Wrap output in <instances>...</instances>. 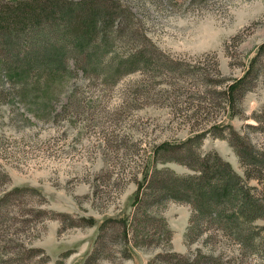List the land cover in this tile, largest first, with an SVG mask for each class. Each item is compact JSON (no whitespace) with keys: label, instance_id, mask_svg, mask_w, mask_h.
Listing matches in <instances>:
<instances>
[{"label":"rangeland","instance_id":"374dc122","mask_svg":"<svg viewBox=\"0 0 264 264\" xmlns=\"http://www.w3.org/2000/svg\"><path fill=\"white\" fill-rule=\"evenodd\" d=\"M120 1L126 13L97 51L69 33L0 24V264H147L162 251L263 264L264 217L254 221L255 238L240 243L233 229L163 190L145 196V234L157 238L150 223L158 215L172 228L169 242L133 246L127 257L111 236L96 241L107 216L133 209L134 191L154 167L199 173L185 162L201 166L217 153L264 203V54L258 76L235 99L228 92L264 42V0ZM120 59L130 64L119 68ZM38 60L65 68L36 69ZM198 132L205 134L172 152L185 162H155L161 142ZM243 146L261 159L255 176L247 177Z\"/></svg>","mask_w":264,"mask_h":264},{"label":"trees","instance_id":"16d2710c","mask_svg":"<svg viewBox=\"0 0 264 264\" xmlns=\"http://www.w3.org/2000/svg\"><path fill=\"white\" fill-rule=\"evenodd\" d=\"M125 13V6L120 0L0 1V24H3L5 28L8 26L9 29L15 27L14 32L16 33L20 31H25L24 33L31 32L33 26L38 31L51 29L50 34L47 33V37H51V35L61 36L69 33L70 38L76 36L83 39L95 51L99 50H96L97 47L103 44L107 45L105 44L106 40H104L106 31L112 30L110 36L114 35L115 21L123 14L125 15ZM20 18H24L27 22L32 21L33 24L29 26V24L20 25V23L15 22ZM61 26L65 28H60ZM104 47L108 48V46ZM263 54L264 42L258 47L254 56L250 59L248 66L245 65L243 76L235 79L228 87V92L233 95L234 99L237 92L245 88L243 84L248 81V77L258 76L257 63ZM34 63L37 64L35 66L36 69L43 71L60 69V63L56 64V66H50L47 60H38ZM129 64L124 59H120L118 62L119 68L125 67V65L128 66ZM23 65L26 70L30 69L25 63ZM63 68H65V65L61 69ZM204 134L198 132L180 142H161L156 147L155 153H161L163 157H158L157 155V159L154 158L155 162L170 160L185 162V159L182 160L179 157L173 156V150L183 149L188 144L198 141V138L203 137ZM242 148L243 150L237 149V152L242 154L243 158H246L247 164H251V168L248 165L246 168L247 177L255 176L256 173L252 172V168L257 169L261 165L258 164L261 159L257 156L258 153H256L253 146H243ZM248 154L250 155L248 156ZM201 160V166L185 162L194 168L195 171H199V173L189 175H169L170 170L165 168L155 170L154 167L150 171L146 169L143 179L139 181L138 187L133 194V209L130 212L122 209L118 213L107 216L99 224L101 233L98 235L96 241L104 236H111L114 240L122 243L123 254L127 257L130 254L132 255L133 246L142 244L161 245L165 240L169 242L172 239L173 231L164 217L156 215V218L150 223L155 226L154 230L157 232L156 239L154 236L152 239H148L145 234V225L150 216L147 214V208L152 203H149V201L144 202L145 196H157L159 192L163 191H165L162 193L164 198L187 200L194 203L195 210L198 211L200 218L204 219L207 217L212 223H217L216 226L218 228L225 230H228V228L233 229L234 233L239 237L237 239L238 242L245 243L244 241H252L259 231L256 229L254 221L257 218L264 217V203L261 202V199L257 195L243 189V185L240 184L241 176L219 154H214L213 160L210 159V156L204 157ZM155 162H153L152 166L155 165ZM162 170L168 176H165L162 180H158L157 175ZM154 182H160L162 186H155ZM180 188H184L186 192H182ZM201 224V221L194 224L196 226L195 229L198 228L199 230ZM203 256L200 255L192 258L189 254L162 251L157 252L147 264H210L206 262Z\"/></svg>","mask_w":264,"mask_h":264}]
</instances>
